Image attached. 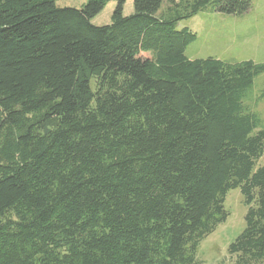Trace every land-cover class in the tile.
<instances>
[{
    "label": "trees",
    "instance_id": "16d2710c",
    "mask_svg": "<svg viewBox=\"0 0 264 264\" xmlns=\"http://www.w3.org/2000/svg\"><path fill=\"white\" fill-rule=\"evenodd\" d=\"M107 1L0 0V264H198L236 188L217 264H264V62L190 59L176 28L251 0H116L92 24Z\"/></svg>",
    "mask_w": 264,
    "mask_h": 264
},
{
    "label": "rangeland",
    "instance_id": "374dc122",
    "mask_svg": "<svg viewBox=\"0 0 264 264\" xmlns=\"http://www.w3.org/2000/svg\"><path fill=\"white\" fill-rule=\"evenodd\" d=\"M87 1L55 0V5L79 9ZM174 1L178 3L181 0ZM116 4V0H108L103 9L91 19V23L97 26L109 24ZM167 7L168 4L163 3L159 12L164 11ZM133 11L132 0H125L122 14L130 15ZM176 28H186L195 35L194 39L186 45L184 51L190 59L212 57L229 62L244 60L264 62V0H251L249 10L239 15L211 11L210 7H207L193 16L180 20L176 24ZM263 88L264 73L254 79L249 95L250 100L258 96ZM252 109L263 116L264 99ZM224 207L229 215L200 242L197 250L198 264H217L221 261H230L227 248L229 243L242 231L247 209L242 202L238 188L227 193Z\"/></svg>",
    "mask_w": 264,
    "mask_h": 264
}]
</instances>
